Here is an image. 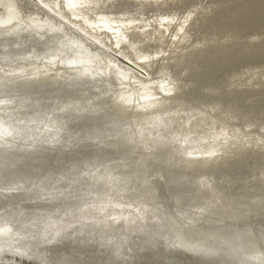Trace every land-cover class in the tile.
I'll list each match as a JSON object with an SVG mask.
<instances>
[{
    "label": "rangeland",
    "instance_id": "374dc122",
    "mask_svg": "<svg viewBox=\"0 0 264 264\" xmlns=\"http://www.w3.org/2000/svg\"><path fill=\"white\" fill-rule=\"evenodd\" d=\"M137 46L161 66L188 59L189 47ZM142 63L61 2L0 0V184L11 180V156L44 147L67 156L64 173L34 178L52 190L0 196V244L18 257V230L96 229L123 240L121 264L145 252L195 264L171 249L178 242L217 249L218 264H254L222 243L256 245L264 264V71L152 76ZM162 226L166 243L148 235ZM70 253L71 264L96 259Z\"/></svg>",
    "mask_w": 264,
    "mask_h": 264
},
{
    "label": "bare ground",
    "instance_id": "6f19581e",
    "mask_svg": "<svg viewBox=\"0 0 264 264\" xmlns=\"http://www.w3.org/2000/svg\"><path fill=\"white\" fill-rule=\"evenodd\" d=\"M54 1L64 5L65 13L73 21L97 33H111L115 45L127 47L130 53L141 58L145 72L152 76L191 75L201 71V67L219 77L228 73L251 76L264 71V0ZM139 41L158 46L174 44L176 49L189 47L188 59L181 60L180 56L171 55L170 64L161 66L160 61L148 59L145 48L137 46ZM159 57V54L155 56ZM50 151L44 147L41 153L31 151L23 156H11L7 174L11 175V180L8 185L0 184V196L17 194L21 190L40 193L52 190L48 184L39 186L34 183L35 176L48 183L49 174L64 173L66 154ZM59 187L60 191L65 190L64 184ZM42 206L46 208L45 204ZM34 228L18 230L16 235L19 239L13 244L21 251L18 257L5 249L6 244H0V264H71L74 256L70 252L83 258L88 249L96 258L94 264H121L123 240L111 232L104 234L92 229L90 234L81 235L73 230L48 238L39 237L41 233ZM148 235L166 243L163 226L149 230ZM186 246L178 242L171 249L180 254L186 251L195 264H202V261L218 264L212 261L213 256L219 253L217 249ZM221 246L220 249L227 251L232 259L241 253L245 260L250 257L254 264H263L258 261L261 248L256 245L251 251L236 248L230 243H222ZM155 259L145 252L130 264H168L160 257Z\"/></svg>",
    "mask_w": 264,
    "mask_h": 264
}]
</instances>
